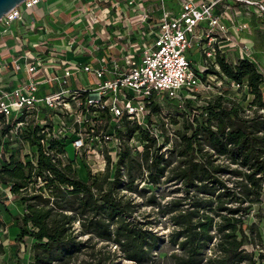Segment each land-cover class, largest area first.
Masks as SVG:
<instances>
[{"label": "trees", "instance_id": "obj_1", "mask_svg": "<svg viewBox=\"0 0 264 264\" xmlns=\"http://www.w3.org/2000/svg\"><path fill=\"white\" fill-rule=\"evenodd\" d=\"M214 63L217 68L211 65L205 73H197L200 81L207 83L213 76L244 86L250 102L243 106L237 99L225 98L223 92L185 97L182 106L175 108L181 122H169L178 128L166 157L158 154L163 144L156 147L146 133L127 123L124 134L129 138L137 132L146 142L145 150L133 154L125 148L113 170L93 178L86 173L85 180L78 178L71 161H53L54 156L45 153L38 129L27 139L29 154L22 157L16 155L20 148L4 143L0 185L9 189L23 209L21 216L11 218L18 230L15 242L24 245L28 241L32 264H70L82 254L90 259L83 264H116L120 258L131 264H264V255L244 249L262 242L258 228L254 224L247 231L243 228L244 216L253 204L262 205L264 223V77L246 59L232 64L216 56ZM160 111L153 106L154 114ZM64 146L51 141L48 151L60 154ZM148 149H153L151 163ZM173 157L176 165L170 167ZM219 159L226 164H217ZM223 175L228 176L224 181ZM161 178L180 184L183 192L160 208L159 213L169 216L173 225L166 242L133 216L135 198L148 193ZM141 182L145 185L139 189ZM146 202L155 204V197L149 196ZM4 228L0 217V230ZM98 243L104 247L95 250ZM165 246L170 254L162 257ZM108 247L114 250L102 253Z\"/></svg>", "mask_w": 264, "mask_h": 264}, {"label": "built area", "instance_id": "obj_2", "mask_svg": "<svg viewBox=\"0 0 264 264\" xmlns=\"http://www.w3.org/2000/svg\"><path fill=\"white\" fill-rule=\"evenodd\" d=\"M40 1L25 0L0 19V26L9 27L22 18V9H32ZM122 1L131 11L137 34L121 50L105 54L91 40L87 46L77 45L76 51L91 60L75 64L62 62L57 58L60 53L45 47L53 73H45L43 81L34 78L40 61L20 57L11 62L12 70L24 72V77L12 91L0 93V133L6 130L1 136L9 148L25 147L29 154L27 139L38 129V142L47 155L54 156L53 161H71L74 171L82 166L92 178L99 177L106 169H114L125 148L133 154L145 150L146 142L137 132L126 137L127 123L146 133L156 147L163 144L158 154L166 157L175 135L167 124L164 131L158 127L161 111L154 114L153 106L161 109V101L167 99L181 107L185 97L194 98L192 94L204 87L197 76L203 73L200 67L217 68L216 56L232 64L246 59L258 67L247 44L240 40L249 26L226 20L231 12L235 17L248 13L264 24V0H91L83 14L89 32L97 36L94 26L103 23L101 4L109 3L108 8L121 15ZM114 35L124 40V33L117 30ZM74 46L72 40L70 47ZM193 48L203 56L201 64L187 58ZM233 51L236 57L231 55ZM51 141L64 144L63 152L48 151ZM69 143L74 161L65 150ZM148 150L151 163L153 149ZM142 172L146 178L147 171ZM121 175L125 180L124 170ZM144 185L141 182L139 189Z\"/></svg>", "mask_w": 264, "mask_h": 264}, {"label": "crops", "instance_id": "obj_3", "mask_svg": "<svg viewBox=\"0 0 264 264\" xmlns=\"http://www.w3.org/2000/svg\"><path fill=\"white\" fill-rule=\"evenodd\" d=\"M91 0H41L32 9H22V18L13 22L9 27L0 26V93L10 92L21 83L24 72H14L10 66L11 62L18 58L38 60L40 68L34 75L35 80L43 81L45 73H53L52 65L48 59V53L44 49L53 48L58 53V59L71 63H86L91 60L87 56H78L77 45H89L95 40L101 47L103 53L109 54L115 50H121V45L135 38L136 27L131 23L132 14L124 2H121L124 13L119 15L110 10L109 3L101 4L103 23L95 24L97 36L89 32L84 13L90 5ZM234 21L245 23L249 26V32H243L240 40L247 44L254 60L260 66L258 56L264 55V24L262 19L254 15L243 13L234 16L233 12L226 20L227 23ZM120 31L125 34L124 40L119 41L114 32ZM75 40L76 46L70 47L71 41ZM39 47L34 48L33 45ZM236 51L232 56L236 57ZM201 56V55H200ZM201 64L202 61L196 62ZM9 65V67H8ZM7 66V67H6ZM44 86H41L43 88ZM44 92L43 90L40 91ZM264 97V96H263ZM4 137L0 133V151L4 144ZM6 143V141H5ZM4 144V145H3ZM28 149L21 147L16 153L22 157ZM0 153V158H1ZM7 158V154L4 155Z\"/></svg>", "mask_w": 264, "mask_h": 264}, {"label": "rangeland", "instance_id": "obj_4", "mask_svg": "<svg viewBox=\"0 0 264 264\" xmlns=\"http://www.w3.org/2000/svg\"><path fill=\"white\" fill-rule=\"evenodd\" d=\"M187 58L191 60L194 64L196 62L203 61V56L196 52L195 49H190L187 53ZM259 61L264 63V55L258 56ZM205 67V65H204ZM200 70L204 73L206 72L205 69L200 67ZM258 70L264 77V66H260ZM208 82L204 83V87L199 90V94L202 97H208L210 95H215L219 92H223L225 98L230 99H237L241 105L247 106L250 102V96L246 95V88L244 86L238 87L235 84H230L228 81L223 80L220 82L213 76L208 77ZM262 94L264 96V83L261 85ZM161 106V119L163 124H167L166 128L174 132L178 126L170 125V121H177L181 122V119L176 116V109L177 105L167 99H163L160 103ZM158 119V122H160ZM167 120V121H166ZM165 121V122H164ZM163 125V126H164ZM165 128V127H164ZM175 143V138H173V142ZM66 153L68 154L69 158L74 161L75 159V152L72 147V144L69 143L66 148ZM173 164L170 167L176 165V158L173 157ZM217 164H226L223 159H219ZM167 175V173H166ZM77 176L81 180L86 179V170L81 166L77 170ZM228 176L223 175L220 177L221 180H226ZM228 183V182H227ZM231 184L230 182L228 183ZM139 188V185H138ZM144 188V187H142ZM180 184L170 182H164V178H161L159 184L152 188L148 189V193L142 194L141 197L135 198V212L133 214L134 218L138 222H143L142 224H148L147 226L150 228L151 231L157 233L159 236L163 237L165 242L167 239L168 234L172 231L173 225L169 220V216H162L159 211L161 206L170 201L172 198L181 197L183 192L179 189ZM149 196H154L156 203L150 205L146 202V199ZM262 205L253 204L249 211L246 212L247 214L244 216V226L243 228L247 231V227L251 224H254L259 233L262 236V242L259 243L256 247L253 246H244V249L247 252H255L256 254L264 255V223L260 220ZM23 213V209L21 208L20 203L15 197L9 192L8 188H5L3 185H0V217L5 223L4 230H0V243L3 246L4 253L0 255V264H32V257L30 254V248L28 241L23 244H17L15 242V237L18 234V230L15 226V223L12 220V216H21ZM77 226V223L76 225ZM214 242V241H213ZM213 243L210 244L209 249H207V255H211L213 249ZM104 247L103 243H98L95 246V250L101 249ZM106 249H111V252L114 250V247L105 248L102 250V253L106 251ZM170 248L165 246L162 249L161 256L163 257L165 254H170ZM89 252V251H88ZM89 257L87 255H79L77 258L72 260L70 264H83L86 261H89ZM116 264H131L128 261L123 259H117Z\"/></svg>", "mask_w": 264, "mask_h": 264}, {"label": "water", "instance_id": "obj_5", "mask_svg": "<svg viewBox=\"0 0 264 264\" xmlns=\"http://www.w3.org/2000/svg\"><path fill=\"white\" fill-rule=\"evenodd\" d=\"M25 0H0V19L13 8L20 6Z\"/></svg>", "mask_w": 264, "mask_h": 264}]
</instances>
